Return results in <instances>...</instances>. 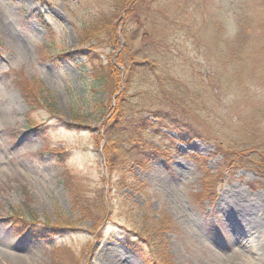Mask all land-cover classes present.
I'll list each match as a JSON object with an SVG mask.
<instances>
[{
  "label": "rangeland",
  "instance_id": "374dc122",
  "mask_svg": "<svg viewBox=\"0 0 264 264\" xmlns=\"http://www.w3.org/2000/svg\"><path fill=\"white\" fill-rule=\"evenodd\" d=\"M134 2L0 0V264H146L126 244L140 230L172 264H264L261 165L225 169L217 146L220 140L264 150V0H147L131 12ZM100 19L110 34L117 28L123 39L126 27L138 37L134 48L144 63L129 91V118L151 124L138 148L145 161H129L114 174L96 135L109 122L115 96L96 86L81 54L96 47L108 60L116 53L105 29L86 43L84 27ZM219 24L241 58L230 61L228 47L218 45ZM17 70L42 80L56 99L57 115L33 114L38 128L29 127V106L10 78ZM169 107L200 126L202 136L184 132L182 141L179 130L156 118ZM79 113L84 124L74 120ZM62 146L88 208L103 217L98 229L73 203L56 159ZM221 169L216 200L200 197L205 172ZM17 212L73 226L47 239L22 236L8 222Z\"/></svg>",
  "mask_w": 264,
  "mask_h": 264
},
{
  "label": "trees",
  "instance_id": "16d2710c",
  "mask_svg": "<svg viewBox=\"0 0 264 264\" xmlns=\"http://www.w3.org/2000/svg\"><path fill=\"white\" fill-rule=\"evenodd\" d=\"M131 0H129L130 2ZM133 1V0H132ZM147 0H135L132 4V11H134V6L140 2H146ZM128 15L130 13H127ZM140 21V20H138ZM105 21L100 19L97 23L92 25L86 24L84 27V35L86 36V43L91 42V39H98L99 34L103 33V30L107 27L104 25ZM113 24H111L112 27ZM220 29L219 33L216 34V39L221 41L223 40L222 32L223 27L219 24ZM114 29L115 32L113 31ZM106 30V31H105ZM105 33H109L105 29ZM117 28H111V34L106 35V38H111L114 40V46L116 53L112 55L108 60H102L93 49L89 48L87 50L82 49L81 54L87 57L88 62L92 65V72L96 79V86L102 87L107 91H111L115 96L114 105L110 109L109 113V122L107 123L102 135H96L97 146H101L105 160L106 167L109 174H114L115 172L122 169L125 165L129 164V161L141 162L145 161L142 154L138 153L139 143H142V136L146 133L147 128L150 124L147 118H142L139 121L133 122L130 120L129 116H132V100L131 88L135 82L136 76L140 73V68L138 64H143L144 59L141 60L136 48H134V43L137 38L129 37L126 27L122 28L123 39L119 36ZM243 38V36H242ZM127 39L132 41L130 43ZM243 38L241 41H244ZM218 41V42H219ZM224 46L228 47L227 57H232V62L235 59L241 58V54L235 53L236 48L228 40L226 42L221 41ZM221 46V45H219ZM221 48V47H220ZM222 49V48H221ZM243 52V50H241ZM64 57H72V54L62 52ZM234 59V60H233ZM1 66V64H0ZM12 82L20 90L22 97L29 106V111L27 114V121L30 128H38L39 124L35 122L33 116L36 111L45 110L51 115L58 114V105L55 97L52 94V91L47 88V86L40 79H33L30 75H25L20 71H14L10 76ZM168 101L171 100L167 99ZM109 111V110H108ZM107 112V110H106ZM105 112V113H106ZM158 113V112H156ZM34 114V115H33ZM194 118L201 122L203 117L198 113H192ZM189 116V114H188ZM158 120H161L167 126H174L177 130L180 131V137L182 141H186L187 134L192 135V138H199L202 136L204 130L200 126H196L190 122V120L185 119L184 117L179 116L177 111H174L173 108L169 107L167 113L162 115H156ZM75 122L83 123L86 121V115L81 113L76 114L74 118ZM131 122V124H129ZM131 127V129H129ZM142 145V144H141ZM217 146L225 152V164L227 165L225 169H229V164H257L261 165V168L258 169L260 174L264 178V150L257 149L256 147H244L238 149L232 146H225L223 142L218 140ZM57 160L63 165V173L67 181V186L71 190L72 200L75 205L81 207L84 215H88L95 220V225L98 228L103 224V217L99 214H94L91 208H88L89 200L83 194L81 188L74 183V179L70 171L66 169L65 163L68 159L69 149L65 147H59L56 149ZM144 165V164H142ZM224 170H219L216 175H212L211 172H205V178L202 182L201 190L198 192V195L203 199H209L214 202L218 196L217 188L223 180ZM73 180V181H72ZM78 187V190L76 189ZM90 210V211H87ZM31 215L26 216L19 214L18 212L12 214L8 218L10 226L15 230V233L28 236L38 239H47L53 236H56L66 230L69 227H72L73 224L68 220H62L51 222L50 220L40 221L39 218L30 212ZM126 244L132 248V250H138L139 254L143 257V260L146 264H172L171 256L165 251L164 248H161L159 243L155 241V238L146 236L143 233V230L139 231L136 239L128 237ZM150 246L152 251L147 252L143 248ZM161 248V249H159ZM68 249V248H67Z\"/></svg>",
  "mask_w": 264,
  "mask_h": 264
}]
</instances>
